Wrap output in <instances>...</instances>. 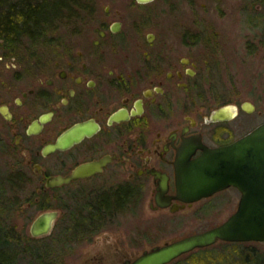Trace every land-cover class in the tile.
<instances>
[{"label":"flooded vegetation","instance_id":"af4514ba","mask_svg":"<svg viewBox=\"0 0 264 264\" xmlns=\"http://www.w3.org/2000/svg\"><path fill=\"white\" fill-rule=\"evenodd\" d=\"M195 1L85 0L76 23L52 28L45 54L26 69L14 65L13 76L0 70V149L19 154L15 162L41 184L28 206L47 190L83 185L88 207L116 202L124 189L128 208L148 201L162 214L192 209L198 200H184L177 189L181 168L202 149L223 148L258 125L233 128L237 107L231 118H211L230 99L217 92V36L204 17L214 3L198 8ZM77 125L78 140L52 148ZM84 164L93 167L83 176L46 185ZM135 257L108 243L88 250L83 263Z\"/></svg>","mask_w":264,"mask_h":264},{"label":"rangeland","instance_id":"374dc122","mask_svg":"<svg viewBox=\"0 0 264 264\" xmlns=\"http://www.w3.org/2000/svg\"><path fill=\"white\" fill-rule=\"evenodd\" d=\"M84 1L74 0L68 9L52 15L49 25L42 26L41 32L34 37L0 41V70H7L8 75L13 76L15 72L11 70L14 65L26 69L35 56L45 54L51 45L52 28L76 23L75 3ZM172 1L175 7L180 2ZM202 1H195L198 8ZM210 1L215 8L204 17L211 27L210 33L217 36L216 73L221 86L217 92L230 99L229 105L237 107L238 115L229 122L230 125L234 128L243 121L242 130H249L264 121V0ZM260 2L263 6L259 9L257 4ZM25 82L24 79L23 84ZM245 101L254 106L250 112L241 108ZM16 156L19 154H13L10 149H0V191L3 192L0 195V226L3 232L12 235L19 264H84L83 258L88 250L104 249L108 243L124 252L138 254L155 244L199 232L224 221L236 209L239 199V191L229 187L196 201L189 212L162 214L151 210L148 201H142L136 207L122 205L115 215L96 224L95 229L83 227V232H78L75 228L70 229L73 225L71 219L82 216L89 206L90 201L84 198L86 188L73 185L47 190L41 195V203L28 206L41 184L31 178V171L20 169L15 162ZM21 173L27 175L26 181H19L18 185L6 181L9 176H20ZM45 209L59 210V218L48 235L34 238L29 233L30 224ZM228 243L218 240L207 247L182 254L167 264H191L194 259V262H199L201 258L204 260L226 251ZM241 243L244 248L264 257L263 241ZM192 257L194 259L190 260Z\"/></svg>","mask_w":264,"mask_h":264},{"label":"water","instance_id":"95a60500","mask_svg":"<svg viewBox=\"0 0 264 264\" xmlns=\"http://www.w3.org/2000/svg\"><path fill=\"white\" fill-rule=\"evenodd\" d=\"M243 107L248 112L254 108L248 101L243 102ZM235 113L236 107L230 104L214 110L211 118H231ZM80 132L78 125L70 128L52 148H62L66 142L78 140L82 136ZM91 167L93 165H80L69 175L48 178L46 185L68 183L72 178L83 176ZM229 186L235 187L240 196L236 209L224 221L202 231L145 248L125 264H167L182 254L207 247L218 240L264 242V121L223 148L202 149L200 155L191 160V165L181 168L177 183L179 193L188 202L208 197ZM57 216L58 211L55 209L39 213L30 225V235L34 238L48 235Z\"/></svg>","mask_w":264,"mask_h":264},{"label":"trees","instance_id":"16d2710c","mask_svg":"<svg viewBox=\"0 0 264 264\" xmlns=\"http://www.w3.org/2000/svg\"><path fill=\"white\" fill-rule=\"evenodd\" d=\"M72 2L74 0H0V41L10 42L21 36L34 37L39 31L41 32L42 26L49 25L52 21V15H56L61 9H68ZM75 5L77 10L81 2L75 3ZM20 169L23 168L20 167ZM26 177L25 173H21L20 176H9L6 181L18 185L19 181H26ZM0 195H3L2 191H0ZM126 195L127 192L122 189L117 193L116 202L104 198L97 204L88 207L85 212H82V216L71 219L73 225L71 224L70 229L75 228L78 232H83L81 231L83 227L95 229V225L102 219L108 218L113 215L115 210L120 209L117 207L124 204L123 200ZM32 202H34L33 199ZM114 203L117 205L115 208L112 206ZM2 230L0 226V264H19L12 235ZM242 245L241 242H230L227 245L229 248L216 256L214 255L215 258L210 256L204 260L199 259V262H194L196 259L192 257L190 260L194 259V263L191 261V264H216V262H218L217 264H264V257L259 252H252ZM204 251L199 252L198 256L202 255L201 253Z\"/></svg>","mask_w":264,"mask_h":264},{"label":"bare ground","instance_id":"6f19581e","mask_svg":"<svg viewBox=\"0 0 264 264\" xmlns=\"http://www.w3.org/2000/svg\"><path fill=\"white\" fill-rule=\"evenodd\" d=\"M258 4H259V3H258ZM40 213H41V212H40ZM33 220H34V219H33ZM33 220H32V221H33ZM31 223H32V222H31ZM30 225H31V224H30ZM53 227H54V226H53ZM99 229H100V228H99Z\"/></svg>","mask_w":264,"mask_h":264}]
</instances>
